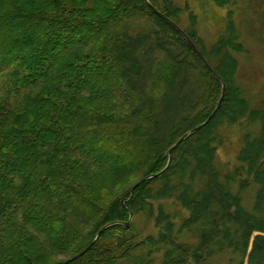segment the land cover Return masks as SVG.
Instances as JSON below:
<instances>
[{
  "label": "trees",
  "instance_id": "16d2710c",
  "mask_svg": "<svg viewBox=\"0 0 264 264\" xmlns=\"http://www.w3.org/2000/svg\"><path fill=\"white\" fill-rule=\"evenodd\" d=\"M148 1L218 76L147 0H0V264H63L109 224L69 264H152L155 253L162 264H264V87L238 84L233 19L207 44L196 14L185 27L175 0ZM223 82L215 116L169 162ZM236 126L237 162L222 171L223 131ZM168 199L189 212L180 223ZM131 212L154 219L157 236L128 239ZM192 232L195 243L182 240Z\"/></svg>",
  "mask_w": 264,
  "mask_h": 264
},
{
  "label": "rangeland",
  "instance_id": "374dc122",
  "mask_svg": "<svg viewBox=\"0 0 264 264\" xmlns=\"http://www.w3.org/2000/svg\"><path fill=\"white\" fill-rule=\"evenodd\" d=\"M175 1L184 9L182 14L183 26L190 25L191 12L196 14L199 33L207 44L215 43L219 36L226 31L225 27L229 20L233 19L240 41L245 46V51L235 52L240 63L237 74L238 84L246 89L249 94L254 93L258 87L260 89L264 87V0H232L230 4L224 7L216 5L212 0ZM1 93H3V89H1L0 84V96ZM253 97L255 101L259 100V96ZM223 135L225 142L218 151L217 165L222 171H227L229 168H233L237 162L236 157L242 145L243 130L239 126L231 129L228 127L223 131ZM161 202L165 204L166 211L174 216L173 219L177 223H180L189 214L174 199L162 200ZM155 206H158V202H155ZM132 223L134 227L130 228L133 232L131 238H134L137 233L138 241L145 240L150 235L157 236L158 234L154 219L147 220L145 216H134L133 214ZM185 236L183 241L188 243L197 241V236L193 232L185 234ZM149 250L150 248H146V255ZM228 257L227 255L217 256L220 259V264H227ZM146 258L152 260V264H162V254L160 253H155L152 257L146 256ZM134 263L133 259H124L117 264Z\"/></svg>",
  "mask_w": 264,
  "mask_h": 264
},
{
  "label": "water",
  "instance_id": "95a60500",
  "mask_svg": "<svg viewBox=\"0 0 264 264\" xmlns=\"http://www.w3.org/2000/svg\"><path fill=\"white\" fill-rule=\"evenodd\" d=\"M147 2L149 3L150 7L159 15L161 16L164 20H166L168 23H170L173 27H175L181 34L182 36H184V38L189 42V44L192 46V48L194 49L195 53L198 55V57L201 59V61L205 64V66L215 75L218 76V74L216 73V71L213 69V67L210 65V63L206 60V58L203 56V54L201 53V51L199 50V48L197 47V45L195 44V42L190 38V36L176 23L174 22L172 19H170L168 16H166L164 13H162L161 11H159L153 4H151L148 0ZM225 89H226V85L225 83L223 82V92H222V96L220 98V101L216 107V109L214 110V112L210 115V117L204 122L202 123L201 125L197 126L196 128L192 129L190 132H188L187 134H185L183 137H181L177 143L172 146L167 154L169 156V162L171 161V158H172V153H173V150L178 147L182 142H184L188 136L194 134L195 132L199 131L200 129H202L206 124H208L211 119L215 116L216 112L218 111V109L220 108V105L222 104V101L224 99V95H225ZM157 175L159 174H156V175H150V176H147L141 180H139L131 189V196H133V194L135 193V189L142 183L144 182L146 179H149V178H154L156 177ZM129 199V198H124L122 200V205L124 208H127L126 206V200ZM132 218H133V212L130 213V219L124 223V228L126 229V237L128 239L131 238V236L133 235V232L130 230L131 228V221H132ZM112 224H109L105 227H103L97 234L96 238L93 240V242L87 247L85 248V250H83L81 253L77 254L76 256L72 257V258H69L67 260L64 261L63 264H69L70 262L72 261H75L77 260L78 258L82 257L83 255H85L89 249L95 244V242L99 239V237L101 236V234L109 227L111 226Z\"/></svg>",
  "mask_w": 264,
  "mask_h": 264
}]
</instances>
